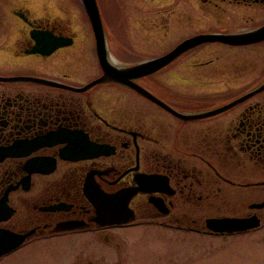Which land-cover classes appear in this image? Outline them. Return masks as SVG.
I'll use <instances>...</instances> for the list:
<instances>
[{"label":"flooded vegetation","instance_id":"1","mask_svg":"<svg viewBox=\"0 0 264 264\" xmlns=\"http://www.w3.org/2000/svg\"><path fill=\"white\" fill-rule=\"evenodd\" d=\"M95 1L103 47L82 0H0V264H192L262 228L264 0ZM186 41L133 80L173 112L97 83Z\"/></svg>","mask_w":264,"mask_h":264},{"label":"water","instance_id":"2","mask_svg":"<svg viewBox=\"0 0 264 264\" xmlns=\"http://www.w3.org/2000/svg\"><path fill=\"white\" fill-rule=\"evenodd\" d=\"M82 3H83L85 11L87 12L92 22V25L95 27V29H97L96 31L97 37L101 39L99 46L103 47L104 46L103 45V35H102V30H101L102 25L100 22V16L98 13L96 1L95 0H82ZM236 39L237 37H230L228 41L234 42ZM190 45H191V42L186 41L182 45H180L178 48L168 53L167 55H164L160 58H156L150 61L141 62L137 65L130 66V67L120 69V70L115 69L114 67L109 65L106 60H102V63H103L102 66L105 69V73L103 77L97 81V83L101 81H112V82H117L123 85H127L128 87L132 88L133 90L140 93L141 95L153 100L156 103H159L162 107H164L168 111L173 112L168 106L158 101L150 93H148L145 89L136 85L133 82V80L155 73L158 69L168 64L180 52L185 50ZM130 195L131 194H129L128 196L124 198L123 203H118V205H123V210L116 208L114 209L115 214L118 213V214L123 215L127 213L126 207H127L128 198L130 197ZM119 202H121V200ZM257 207L260 208L262 206L259 205ZM128 219H132V218H127V220H124V221H128ZM206 227L210 232H213L216 234H232V233L245 232L247 230L258 228L259 221L255 217L249 218V219L209 218L206 221Z\"/></svg>","mask_w":264,"mask_h":264},{"label":"rangeland","instance_id":"3","mask_svg":"<svg viewBox=\"0 0 264 264\" xmlns=\"http://www.w3.org/2000/svg\"><path fill=\"white\" fill-rule=\"evenodd\" d=\"M110 3L113 4V0H110ZM125 17H127L126 13L122 14L120 19L125 21ZM117 24V22L111 21L112 26ZM132 231L135 233L137 230ZM247 237H230L223 242L220 240V236H210L207 258L198 259L192 264H264V240L261 238L264 237V225ZM137 262L142 264L140 261Z\"/></svg>","mask_w":264,"mask_h":264}]
</instances>
